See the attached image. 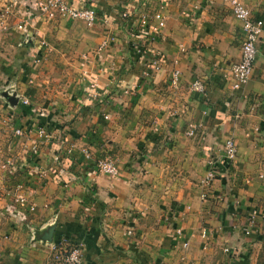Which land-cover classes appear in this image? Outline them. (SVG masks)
Wrapping results in <instances>:
<instances>
[{
  "label": "crops",
  "instance_id": "obj_1",
  "mask_svg": "<svg viewBox=\"0 0 264 264\" xmlns=\"http://www.w3.org/2000/svg\"><path fill=\"white\" fill-rule=\"evenodd\" d=\"M4 1L14 17L0 21V264H55L64 240L83 244L80 264H248L264 226V29L251 79L234 88L243 32L232 0H92V26L49 19L40 0ZM239 1L264 21V0ZM131 44L156 52L160 69ZM60 142L72 148L66 171ZM105 155L118 175L97 170Z\"/></svg>",
  "mask_w": 264,
  "mask_h": 264
},
{
  "label": "built area",
  "instance_id": "obj_2",
  "mask_svg": "<svg viewBox=\"0 0 264 264\" xmlns=\"http://www.w3.org/2000/svg\"><path fill=\"white\" fill-rule=\"evenodd\" d=\"M81 3H85V5L79 6L70 2L69 0H40L38 2V8L41 10L42 14L49 18L54 19L56 17H64L69 18L71 20H84L88 26H92L97 19V10L96 6L92 3V0H79ZM232 8L235 16L242 22V32H243V42L241 46V56L237 63H235L232 67V76L231 81L234 88H241L251 79L253 75L256 60L259 53V42L261 35L264 29V21L261 19H256L253 17L251 10L247 8V6L240 2L239 0H232ZM127 16V14H125ZM155 19L159 20L160 25H164V16L160 12H154ZM138 24L144 31L146 27L149 26L151 21V16L147 12H140L137 14ZM22 27V25H20ZM42 44H45L44 42ZM108 41H104L102 47L107 46ZM131 46L135 49L136 53L141 56H147L150 58L148 64V71L150 72V68L154 71H157L161 67V60L159 55L156 52H153L151 49H147L141 44H131ZM180 76V71L175 70L171 76V83L176 85L178 83ZM192 90L200 93H204L206 88L204 83L197 79L192 83ZM22 103L24 105H28L29 99L24 97L22 98ZM108 117V116H106ZM14 132L17 136H22L24 134H29L33 131L40 137V143L46 141L51 143L54 139L52 132H49L44 127H36V128H24L20 126H15ZM40 143H37L32 147V154L37 157L39 153ZM63 142H60L58 145V149L56 150V154L54 155V162L56 164L62 165L63 169L66 171V164L63 161L64 156L67 153L72 152V148H67L65 145V154L62 152ZM89 158L91 155L89 153H85ZM238 155V148L235 141L230 138L225 141L224 144V158L229 162H234ZM96 168L99 172L108 175V176H116L118 175V167L110 155H105L104 157H100L95 160ZM12 161H7L4 164V167L7 168L9 165H12ZM217 177V170L212 169L208 172L205 182L209 184ZM15 200L24 205L26 203V198L23 195H18L15 197ZM253 222V218L250 220ZM248 233V232H247ZM203 236H208V232L204 231ZM225 251L230 253V248H225ZM83 256V244L79 243H68L67 240H64L63 243L55 244L53 248L52 260L55 264H80Z\"/></svg>",
  "mask_w": 264,
  "mask_h": 264
},
{
  "label": "rangeland",
  "instance_id": "obj_3",
  "mask_svg": "<svg viewBox=\"0 0 264 264\" xmlns=\"http://www.w3.org/2000/svg\"><path fill=\"white\" fill-rule=\"evenodd\" d=\"M13 4L14 3H12V5ZM6 6L9 5L4 0H0V21L3 19L6 20L7 18L9 20V18L11 19L14 17V16L7 17V15L4 14ZM263 235H264V226L262 228L261 234L257 238L256 242H254L252 248L249 251V254L247 256L249 260L248 264H264V240L262 239Z\"/></svg>",
  "mask_w": 264,
  "mask_h": 264
},
{
  "label": "water",
  "instance_id": "obj_4",
  "mask_svg": "<svg viewBox=\"0 0 264 264\" xmlns=\"http://www.w3.org/2000/svg\"><path fill=\"white\" fill-rule=\"evenodd\" d=\"M10 101H11L13 104H15V103L17 102V99H16L15 96H12V97L10 98ZM52 236H53V230H50V231L48 232V235H47V238H46V239H51Z\"/></svg>",
  "mask_w": 264,
  "mask_h": 264
},
{
  "label": "trees",
  "instance_id": "obj_5",
  "mask_svg": "<svg viewBox=\"0 0 264 264\" xmlns=\"http://www.w3.org/2000/svg\"><path fill=\"white\" fill-rule=\"evenodd\" d=\"M262 239L264 240V235L262 236Z\"/></svg>",
  "mask_w": 264,
  "mask_h": 264
}]
</instances>
